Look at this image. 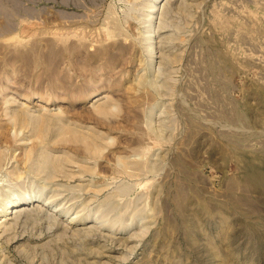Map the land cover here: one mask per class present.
<instances>
[{
    "label": "rangeland",
    "instance_id": "1",
    "mask_svg": "<svg viewBox=\"0 0 264 264\" xmlns=\"http://www.w3.org/2000/svg\"><path fill=\"white\" fill-rule=\"evenodd\" d=\"M0 151V264H264V0H0Z\"/></svg>",
    "mask_w": 264,
    "mask_h": 264
},
{
    "label": "bare ground",
    "instance_id": "2",
    "mask_svg": "<svg viewBox=\"0 0 264 264\" xmlns=\"http://www.w3.org/2000/svg\"><path fill=\"white\" fill-rule=\"evenodd\" d=\"M151 6V5H150ZM155 7V6H154ZM162 14V13H161ZM163 16V15H162ZM163 22H164V20H163ZM160 72V71H159ZM98 98V97H97ZM97 98H95V100L97 99ZM34 116H35V114H34ZM62 125V124H61ZM59 129V128H58ZM61 134V133H60ZM84 140V139H83ZM86 140V139H85ZM86 142V141H85ZM95 146V145H94ZM94 148V147H93ZM92 148V149H93ZM96 148V147H95ZM98 148V147H97ZM1 151H5V150H3V149H1ZM1 151H0V162L3 160V159H5L4 157H2V155H4L5 156V153L3 154V152L1 153ZM43 151V150H42ZM95 151V150H94ZM37 155H40V158L38 159V160H40L39 161V168L40 167H44V166H51V167H53V170H54V168H57L58 169V166L60 165L59 163H57L55 160H54V157L52 158V155H51V153L49 154V153H46V152H41V153H39V154H37ZM53 156H56V155H54L53 154ZM56 157H58V156H56ZM59 158V157H58ZM2 159V160H1ZM56 159V158H55ZM4 161V160H3ZM36 162V161H35ZM60 162V161H59ZM62 164L63 163H61V165L59 166V168H61V166H62ZM0 165H1V163H0ZM36 165H38V163L36 162ZM2 166V165H1ZM0 166V167H1ZM64 166V165H63ZM62 166V167H63ZM15 167V166H14ZM35 167V166H34ZM16 168V167H15ZM35 169H37V168H35ZM42 168H40V170H41ZM44 169V168H43ZM42 169V170H43ZM48 169V168H47ZM63 169V168H62ZM128 169V168H127ZM39 170V169H38ZM37 171V170H36ZM40 172V171H39ZM48 172V171H47ZM55 172H57V171H55ZM58 172H60V171H58ZM50 173V172H49ZM52 174V173H51ZM55 174H57V173H55ZM47 175H50V174H48L47 173ZM20 177H21V175H20ZM49 177V176H48ZM51 177V176H50ZM54 178V177H53ZM54 183V182H53ZM43 184V183H42ZM48 185H49V183H48ZM53 190V189H52ZM45 191H43V193H44ZM57 192V191H56ZM41 194V193H40ZM40 194H39V198L37 199V201H40L41 200V198H40ZM38 196V195H37ZM43 196V195H42ZM3 201V200H2ZM1 201V202H2ZM29 201H32V200H30V199H28V203L25 201V202H23V203H21V204H19V205H15V206H13V209L10 211L11 213H12V215H13V213L15 214V213H18V212H21V211H23L25 208H26V206H28L29 205ZM53 201V200H52ZM4 202V201H3ZM4 203H6V202H4ZM44 204V203H43ZM1 206H3V205H1ZM8 206V205H7ZM4 207V206H3ZM2 207V209L1 210H3L4 208ZM58 208H57V204H56V207H55V209L54 210H57ZM62 209V208H61ZM5 210V209H4ZM8 210H9V208H8ZM6 214V213H5ZM17 215V214H16ZM15 215V216H16ZM19 215V214H18ZM76 216H74L72 219H74Z\"/></svg>",
    "mask_w": 264,
    "mask_h": 264
}]
</instances>
